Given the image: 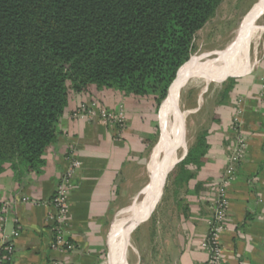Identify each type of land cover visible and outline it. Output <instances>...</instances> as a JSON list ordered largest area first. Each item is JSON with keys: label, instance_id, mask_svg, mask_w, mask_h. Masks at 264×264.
I'll list each match as a JSON object with an SVG mask.
<instances>
[{"label": "crops", "instance_id": "0c3cea01", "mask_svg": "<svg viewBox=\"0 0 264 264\" xmlns=\"http://www.w3.org/2000/svg\"><path fill=\"white\" fill-rule=\"evenodd\" d=\"M91 99L89 94H69L57 125V139L45 153V165L39 172L17 164L0 174V202L14 201L0 225V238L18 231L9 264H104L107 250L106 264H121L119 254L108 247L109 225L115 213L121 209L117 217L125 209L126 194L138 191L142 166L155 146L151 144L158 112L150 100L106 89L95 99L107 109L123 107L126 121L122 128L96 117L73 118L79 104ZM238 107L241 113L234 130L229 126ZM193 112L196 116L189 146L203 133L207 148L203 164L181 196L189 204H160L156 209L155 204H145L129 226L128 246L130 234L143 229L133 239L130 263L205 262L207 253L200 248V240L207 232L206 219L215 197L213 186L223 172L235 137L241 134L246 140V154L226 188L223 264H264V53L248 72L221 83ZM72 150L80 167L67 197L65 222L74 249L61 251L50 247L52 232L47 217L53 210L52 194ZM202 189L207 194L206 203L197 200ZM144 221L147 224L140 226ZM126 250L122 249L125 259Z\"/></svg>", "mask_w": 264, "mask_h": 264}, {"label": "trees", "instance_id": "16d2710c", "mask_svg": "<svg viewBox=\"0 0 264 264\" xmlns=\"http://www.w3.org/2000/svg\"><path fill=\"white\" fill-rule=\"evenodd\" d=\"M221 2L0 0V174L17 164L44 167L71 93L89 94L81 103H90L111 89L150 100L158 112ZM158 135L157 126L151 145ZM206 148L199 133L175 164V195L186 193Z\"/></svg>", "mask_w": 264, "mask_h": 264}, {"label": "rangeland", "instance_id": "374dc122", "mask_svg": "<svg viewBox=\"0 0 264 264\" xmlns=\"http://www.w3.org/2000/svg\"><path fill=\"white\" fill-rule=\"evenodd\" d=\"M255 2L256 0H222V2L216 8L213 16L195 34L192 41L193 51L191 56H201L204 58L213 59L215 57L220 58V57H224L225 55H229V57L235 58V57L246 56L250 52V59L253 60L254 57L256 56L258 60L264 53V32L260 35V37L259 35L254 37L250 45L246 43H241L243 37L246 35L249 24L248 16H250V13L252 11ZM257 23L264 24V15L257 20ZM189 60L186 63H188ZM238 67H243V63L238 64ZM236 73L239 72L234 69H224L214 73L213 75L193 74L183 84L179 93L178 116L184 117L182 121L183 123L179 126L181 138L184 141V149L178 148L175 150L176 144H174V147L171 149L169 153L172 157L175 156L176 154L178 157L179 156L181 157L185 152V150L188 149L189 139L193 134V132H191L192 130L191 126L193 124L192 122L194 121L193 119L196 116V113L193 111L196 110V108L199 105H201L203 101H205V98L211 96L213 91L216 90L224 80L237 77L234 75L243 74V73L242 74H236ZM163 104L164 106H166L165 102H163ZM164 106L162 110L160 108L159 114L157 113L158 115L157 125L159 129V135H160V129L162 135V119H163L162 116H163V110L165 108ZM154 147L155 146H153L152 149L150 150V153L148 154L142 166V171L140 175V185L136 186L138 187V191L126 194L125 196L126 200L124 201V208L128 207L129 205H132L135 201L139 202L142 199L145 190L149 186L151 174L157 171V166L154 163V161L153 164L150 163L151 162L150 156ZM177 160H175L174 163ZM173 164H171V166ZM173 168L166 175L162 192L160 190L161 192L160 197H159L160 192L156 195L154 194L155 196L153 195L154 197L152 196L153 198L151 197L152 199L150 198L151 200L150 199L147 200L145 204H155L156 205L155 209L160 204H189V202L185 198H183L180 202H177L176 200L178 197H181L185 191L184 188H180L178 190V194L177 195L174 194L175 186L172 184L173 176L171 175L169 176ZM206 195L207 194H205V190L202 189L200 191L199 196L197 195V200L206 203V201H204L206 200ZM120 210H118L115 213L114 217L112 218V221L109 225L108 235L112 228L114 219ZM141 224L142 225L147 224V221L140 223V226ZM130 228L127 229V236L120 237V244L122 249L125 250L127 249L126 250L127 264H131L130 260L133 254V245H132L133 239L134 240L137 239V237H139L143 232L142 228L139 229L138 231L137 229L134 230L130 234L129 246H128L127 240L130 233L129 232ZM108 247L110 248V250L114 251L113 246L111 244L110 246L108 245ZM104 257H105L104 264H106L109 257V250H107L106 255Z\"/></svg>", "mask_w": 264, "mask_h": 264}, {"label": "built area", "instance_id": "2783aa9c", "mask_svg": "<svg viewBox=\"0 0 264 264\" xmlns=\"http://www.w3.org/2000/svg\"><path fill=\"white\" fill-rule=\"evenodd\" d=\"M240 113L241 110L238 107L235 110L229 128L237 129ZM72 117L81 119L96 117L101 122L118 128H122L126 121L122 106L117 110H109L101 107L97 102L80 103L73 111ZM234 140L223 172L213 186L215 197L211 213L206 219L207 232L200 240V248L207 253V258L203 264L224 263L221 235L227 221L228 199L226 188L235 178L236 168L246 154L245 138L241 134H238ZM67 162V167L56 184L50 200L53 210L47 217L52 232L50 247L61 251H72L74 249L73 243L66 235L65 222L67 216V197L74 187L73 178L80 167V161L73 150L67 155ZM22 200H27V198H22ZM13 202V200H3L0 202V225H3L6 221ZM17 235L18 231L14 230L11 232V236L0 238V264H9L11 261L15 250L14 238Z\"/></svg>", "mask_w": 264, "mask_h": 264}, {"label": "bare ground", "instance_id": "6f19581e", "mask_svg": "<svg viewBox=\"0 0 264 264\" xmlns=\"http://www.w3.org/2000/svg\"><path fill=\"white\" fill-rule=\"evenodd\" d=\"M263 15L264 0H256L250 16H248V29L241 43L250 45L254 37L258 35L260 37V35L264 32V24L257 23V20ZM212 60L213 59H208L201 56H191L189 62L186 63L183 69L177 73L175 85L172 87L171 94L169 95L170 97L168 101L167 99L165 101L166 106H164L165 108L163 110L162 116V135L150 156V163L153 164L154 161L157 166V171L151 174L149 186L145 190L142 199L139 202L135 201L132 205H129L118 214L108 235V245L110 246L111 244L114 251L119 254L121 258V264L127 263L122 252L120 237L127 236V229L130 228L129 226L133 223L142 207L145 206L147 200H149L154 194L156 195L160 192L165 171L169 169L171 164H173L174 161L180 157H178L177 154L173 157L169 154L171 149L174 147V144H176L177 149H184V141L181 138L179 130V126L183 123L182 121L184 117L178 116L179 93L183 84L193 74L213 75L214 73L224 69H234L239 73L244 74L248 72L257 62L256 56L253 60L250 59V52L246 56L242 57L231 58L229 55H225L224 57L217 58L216 61ZM240 63H243V67H238V64Z\"/></svg>", "mask_w": 264, "mask_h": 264}, {"label": "water", "instance_id": "95a60500", "mask_svg": "<svg viewBox=\"0 0 264 264\" xmlns=\"http://www.w3.org/2000/svg\"><path fill=\"white\" fill-rule=\"evenodd\" d=\"M216 60H217V57L213 58L212 61H216ZM178 70H179V69H178ZM177 72H178V71H177ZM234 76H239V75H234ZM176 77H177V73H176L175 79H174V81H173V83H172V86H171V88H170V90H169L167 96H166L165 99L162 101L161 105L163 104V102H165L166 99L169 98V95L171 94V89H172V87L175 85ZM161 105H160V107H159L158 114H159V111H160ZM160 137H161V129H160V135H159V138H158L157 143L159 142ZM157 143H156V144H157ZM156 144H155V146H156ZM176 149H177V146L175 147V150H176ZM186 152H187V149L185 150V152L183 153V155H182V156H181V157H180V158H179V159L173 164V166L165 171L164 176H163V180H162V184H161V192H162V189H163V185H164V181H165V178H166L167 173H168V172L174 167V165H175L176 163H178L180 160L183 159V157L186 155ZM161 192H160V194H159V197H160V195H161ZM159 197H158V198H159ZM156 202H157V201H156ZM154 206H155V205H153L152 209L154 208ZM152 209L149 211V213L152 211ZM149 213H148V214H149ZM138 223H139V222H138ZM138 223H137V224H138ZM137 224H136V225H137ZM134 228H135V226L133 227V229H134ZM133 229H132V230H133ZM132 230H131V232H132Z\"/></svg>", "mask_w": 264, "mask_h": 264}]
</instances>
